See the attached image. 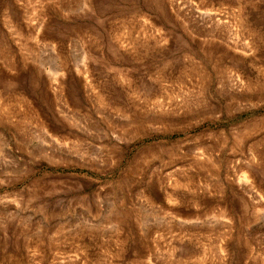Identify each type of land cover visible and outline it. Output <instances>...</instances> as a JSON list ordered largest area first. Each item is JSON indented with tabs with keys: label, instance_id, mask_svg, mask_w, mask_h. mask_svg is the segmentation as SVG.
Returning a JSON list of instances; mask_svg holds the SVG:
<instances>
[{
	"label": "rangeland",
	"instance_id": "rangeland-1",
	"mask_svg": "<svg viewBox=\"0 0 264 264\" xmlns=\"http://www.w3.org/2000/svg\"><path fill=\"white\" fill-rule=\"evenodd\" d=\"M0 264H264V0H0Z\"/></svg>",
	"mask_w": 264,
	"mask_h": 264
}]
</instances>
